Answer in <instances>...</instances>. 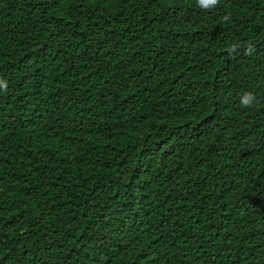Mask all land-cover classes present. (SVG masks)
I'll return each mask as SVG.
<instances>
[{
	"label": "trees",
	"instance_id": "16d2710c",
	"mask_svg": "<svg viewBox=\"0 0 264 264\" xmlns=\"http://www.w3.org/2000/svg\"><path fill=\"white\" fill-rule=\"evenodd\" d=\"M0 264H264V0H0Z\"/></svg>",
	"mask_w": 264,
	"mask_h": 264
}]
</instances>
